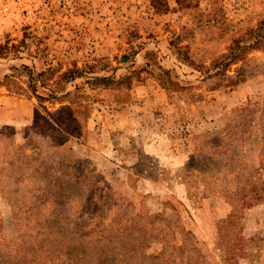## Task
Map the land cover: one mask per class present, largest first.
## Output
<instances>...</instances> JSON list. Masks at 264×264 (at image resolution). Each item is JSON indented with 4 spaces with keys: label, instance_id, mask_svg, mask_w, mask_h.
<instances>
[{
    "label": "rangeland",
    "instance_id": "374dc122",
    "mask_svg": "<svg viewBox=\"0 0 264 264\" xmlns=\"http://www.w3.org/2000/svg\"><path fill=\"white\" fill-rule=\"evenodd\" d=\"M263 19L0 0V264H264Z\"/></svg>",
    "mask_w": 264,
    "mask_h": 264
},
{
    "label": "trees",
    "instance_id": "16d2710c",
    "mask_svg": "<svg viewBox=\"0 0 264 264\" xmlns=\"http://www.w3.org/2000/svg\"><path fill=\"white\" fill-rule=\"evenodd\" d=\"M264 27V19L259 22V26L258 28L256 29H253V28H248L245 30V35H244V38L245 36L246 37V41H250L252 39H254V42L251 43V44H248V45H245V46H240L238 43H235V45H231L229 47V50H228V53H224L220 56V58L218 59H215L212 63H211V66H216V65H222L221 62H220V59L223 60V59H232V60H235L237 59L238 57H241V54H236L237 50L238 49H241V50H252V49H259L261 47V43L264 41V34L261 33V29ZM235 42H240V41H235ZM4 48H6V46H0V51L3 50ZM68 73H66L67 75ZM95 81H97V83H100L101 86H106V87H109L113 80L110 79V78H96ZM264 166V164H263Z\"/></svg>",
    "mask_w": 264,
    "mask_h": 264
}]
</instances>
